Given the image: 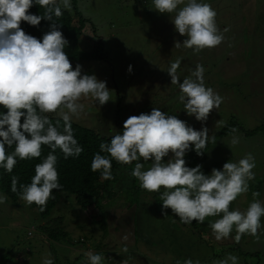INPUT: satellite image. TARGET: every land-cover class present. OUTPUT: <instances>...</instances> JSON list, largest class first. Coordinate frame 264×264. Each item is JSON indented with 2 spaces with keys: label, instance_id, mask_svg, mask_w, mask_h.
Listing matches in <instances>:
<instances>
[{
  "label": "rangeland",
  "instance_id": "374dc122",
  "mask_svg": "<svg viewBox=\"0 0 264 264\" xmlns=\"http://www.w3.org/2000/svg\"><path fill=\"white\" fill-rule=\"evenodd\" d=\"M198 2L210 4L217 12L216 24L224 35V41L197 54L193 49L174 47L177 40L182 43L187 37L175 30L171 14L159 13L151 8L152 0H71V10H65L72 16L78 10L82 12L87 20L84 36H92L86 49L93 50L95 45L102 44L113 56L112 64L104 68L96 66L94 69L93 66L79 64L82 74H95L98 79L102 77L107 82L110 100L102 110L96 101L82 98L80 102L85 105L84 112L78 119L73 117L72 120L95 126L100 133L116 135L122 133L124 121L129 116L150 113L157 107L176 115L196 130L207 127L209 139L204 155L195 153L190 161L186 155L187 166L201 165V170L210 175L213 168L222 170L224 163L238 162L247 153H252L256 165L253 169L255 179L249 181V191L235 200L243 204L238 206L234 201L230 206V210L239 208L245 211L253 201L251 194L254 191H259L257 199L264 202V0H255L254 4L252 0ZM77 20L75 17L74 21ZM226 27L229 30L224 32ZM177 59L181 61L177 70L181 82L191 76L197 64H202L205 85L223 97L220 108L214 109L205 122L196 120L194 115L189 116L178 100L179 86L171 84L167 73L170 64ZM129 65L132 66L131 72L128 71ZM103 69L106 70L104 74ZM228 125H234L238 130L235 133L223 132ZM233 136L239 137L240 142L231 149L225 142ZM193 151L194 145L187 153L191 156ZM170 158L171 154L164 158L165 162ZM138 162L144 163V170L152 163L142 159ZM125 190L129 192L112 197L114 205L138 197L134 183ZM0 195L7 197L6 202L0 204V264L3 263L2 257H7V264H43L45 258L53 259L54 264L56 258L63 264H84V253L88 249L101 254L103 264H173L169 263L172 258L161 245L160 237L150 240L141 227L136 230L132 219L133 212L139 216L148 214L147 220L153 224L150 229L156 227L158 234L165 232L167 219L173 223L180 219L170 210L164 216L162 205L151 208L148 203H143L137 210L129 207L121 210L119 205L112 203L102 205L105 209L102 217H108V233L103 236L104 232H99L92 236L89 214L93 212L92 219L95 213L97 218L101 216L95 203L83 209L76 203L73 194L62 192L52 210L51 219H43L37 207L27 205L21 199L14 201L1 189ZM77 210L82 214H77L79 220L75 215ZM71 220L75 232L69 231ZM261 220L264 223V217ZM60 222L69 232L65 241H54L46 235ZM182 224L187 231L192 229L197 236L204 237L208 244L214 243L210 232L206 231L208 221L204 224L194 221ZM238 244L242 247L241 241ZM164 252L168 255L164 256ZM227 252L225 250L224 254ZM247 252L242 262L239 258L238 264H264V236L259 242L251 236ZM173 254H176V247ZM219 256L213 252L200 264H215L222 260Z\"/></svg>",
  "mask_w": 264,
  "mask_h": 264
},
{
  "label": "clouds",
  "instance_id": "9594fccd",
  "mask_svg": "<svg viewBox=\"0 0 264 264\" xmlns=\"http://www.w3.org/2000/svg\"><path fill=\"white\" fill-rule=\"evenodd\" d=\"M34 2L45 9L43 15L29 12ZM152 3V9L171 14L175 30L187 37L182 43L177 40L175 48L183 46L198 54L224 41L216 24L217 12L210 4L198 0H187V3L185 0H152ZM61 4L64 9L71 10V0H59V3L57 0H0V105L7 109L0 114V168L11 173L17 157L20 160L39 158L42 145L50 147L52 151L43 162L35 165L30 184H21L18 190V177L13 176L11 180V191H19V199L27 205L35 203L41 211L45 210L48 200L54 198L53 190L63 188L56 167L58 158L53 153L60 149L67 159L79 157L83 151L72 127V118L78 119L85 109L81 99L91 98L100 106L110 100L106 81L95 74H82L79 64L73 68L65 51L69 41L53 18L63 15ZM43 19L53 23L42 40L21 27L22 22L39 26ZM228 30L226 27L223 31ZM180 63L177 59L167 69L171 84L179 86L178 100L187 114L205 122L214 109L220 108L223 97L205 85L202 64H197L191 76L181 82L177 75ZM128 71H132L131 65ZM50 113L58 114L55 124L47 115ZM61 120L63 131H60ZM237 130L231 129L233 133ZM208 132L207 127L196 130L176 115L154 107L150 113L129 116L124 121L122 133L112 136L110 143L101 142V151L109 156L97 152L91 162V171H99L102 180H111L114 179L112 160L120 164L137 161L130 175L148 192L164 189L159 198L164 216L170 208L186 224L193 221L204 224L208 217H219L207 224L217 241L233 239V244L238 245L247 234L259 242L264 236L261 220L264 202L257 199L259 191L252 193L253 201L245 211L230 210L231 204L249 191V181L255 179L252 153L238 162L224 163L222 170L213 168L210 175L201 170V165L189 167L186 164V153L193 145L197 155H204ZM239 142V137L233 136L225 143L233 149ZM13 146L14 151L9 154L7 149ZM170 154L171 158L165 162L164 158ZM141 159L152 162L147 170H144V163L138 162ZM6 200V196L0 195V204ZM69 231L75 232L73 223ZM54 235L48 231L46 236L53 238ZM93 252L88 249L84 253V264H103V256ZM43 264H54V261L45 258ZM183 264H200V261L188 258ZM215 264H238V257L229 254Z\"/></svg>",
  "mask_w": 264,
  "mask_h": 264
},
{
  "label": "trees",
  "instance_id": "16d2710c",
  "mask_svg": "<svg viewBox=\"0 0 264 264\" xmlns=\"http://www.w3.org/2000/svg\"><path fill=\"white\" fill-rule=\"evenodd\" d=\"M57 2L59 3L58 0ZM61 9L63 15L59 18H56L55 16L53 18L55 22L60 25V30L62 31L64 37L69 41V44L65 46V51L68 54L70 61L73 62L72 65L75 64L73 68H75L76 65L80 63L93 66L94 69L96 66H102L104 68L112 64L111 61L113 56L110 54V52L106 51L105 47H103L102 44H100L99 46L95 45L93 50L86 49V46L90 44V39L92 36L87 35V38L84 36L86 34L84 28L86 26L87 20L84 19L82 12L78 10V12L76 11V13L72 16L67 10L63 9L62 6ZM44 11L45 9L41 8V6H39L38 4H35V2L33 6L29 9V12L31 14L36 15H43ZM75 17L78 18L77 22L74 21ZM52 23L53 21L43 19L39 26H32L27 22H22L21 27L26 33L31 34L42 40L43 35L50 30V26ZM107 54H109L111 57H109ZM105 71L106 70L103 69L102 74H104ZM100 79L102 80V77H100ZM103 109L105 110V105L102 106V110ZM6 111L7 109L0 105V114ZM47 115L49 116V119H51L53 124H55L56 120L59 118L57 113H50ZM72 127L74 130V136L78 140L79 145L83 148V151L79 157H69L67 159L64 158V155L60 149H57L55 153H53L58 158L56 167L59 172V181L63 188L61 191L53 190L54 198L48 200L47 206L44 211H41L40 207L37 206L35 203L32 204V206H35L39 209L40 216L43 219H46L48 217L51 219L52 210H54V208L58 204L59 199L61 197V193L67 192L75 196L76 203L80 205L83 209L89 208L88 206L90 203H95L96 207L100 211L101 216L97 218L98 214L95 213V218L92 219L93 212L89 214L88 224L91 223L90 233L92 236H94L99 232H104V236L106 233H108L107 231L109 228V222L108 217H102L103 212L105 211L102 205L112 203V197L115 194L129 192L125 189L132 183H134V189H137L138 197L128 198L127 200L120 201L115 205L112 203L114 206L119 205L118 208L121 210L126 209L128 207L137 210L143 203H152L154 208H157L158 205H162V201L159 200V198L160 194L164 191L163 188H161L160 192H148L140 188L138 180L130 175L131 171L135 167V164L137 163L136 161L132 162L131 164H120L115 160H112V171L114 173V179L111 180H102L99 171H91V162L97 152H99L101 155L109 156L108 153L101 151L100 144L101 142L110 143L112 136H114L112 135V133L109 135L100 133L99 131H97L95 126H88L74 120H72ZM233 127L234 125H228L223 130V132H230ZM60 131H63L62 120ZM7 151L9 154L12 153L14 151V146L12 148H8ZM50 151L52 150L49 146L42 145V154L39 158L20 160L17 157V164L15 165L11 173H8L5 169L0 168V189L14 201H18L20 198L19 191L16 193L11 191L12 177H18V190L19 185L30 184L32 177L35 175V165L43 162V160L47 157ZM195 153L196 151H193L191 156L189 155L190 153H186L187 157H190L189 161L194 159L193 155ZM186 159L188 158H185V160ZM113 182L115 188H113ZM254 188L255 186H253V189ZM235 203H237L238 206L243 204L241 202L236 201ZM168 210L172 212L170 208ZM77 214H80V216H82V214L78 210L76 211L75 215ZM78 215L76 216L77 220H79ZM218 218L219 217H212L206 219V221H214ZM132 219L135 222L136 230L140 229L141 227V229L144 231L143 221L145 222V218L141 215L139 216L138 213L133 212ZM71 221L73 223V220ZM194 222L196 223V221ZM182 225L184 224H182L180 221L173 223L170 219H167L166 231L163 233L165 235H169L172 232H175L176 228L180 229V226L182 229ZM52 229L53 230H50L49 232H52L55 235L51 239H54V241H65L66 233H68V231H66L65 226L62 222L52 227ZM208 229L206 227V231H209L210 235L213 237L212 240L214 241V243L212 245H215L216 242L214 236L212 235L210 228ZM188 231L192 236H197L192 229ZM197 237L199 239L204 238H200L199 236ZM248 237L251 236L246 234L244 236L243 242H246ZM101 251L102 250H99V252ZM2 259V264H7V257H2ZM55 264H63V261L56 258Z\"/></svg>",
  "mask_w": 264,
  "mask_h": 264
},
{
  "label": "crops",
  "instance_id": "0c3cea01",
  "mask_svg": "<svg viewBox=\"0 0 264 264\" xmlns=\"http://www.w3.org/2000/svg\"><path fill=\"white\" fill-rule=\"evenodd\" d=\"M251 0H246V2H250ZM255 0H252L254 4ZM151 208H154L152 203H149ZM143 217L146 218L144 224L143 231L146 236L150 239H160L162 240L161 245L164 247L168 253H170V257L172 261L169 263L177 264V261H180V264H183L184 260L191 258L193 261L199 260L200 263L210 258L212 253L215 255H220L218 258L224 259L229 254L236 255L238 260L240 258V262L243 261L244 256H246L247 246L251 241V237H248L246 242L242 241V247L238 244H233V239H228L224 241H217L215 239V245L208 244L204 239H199L197 236H192L189 231H187L184 227L181 230L175 229V232H172L169 235H165L163 232L157 233V228L154 227L152 230L150 229L153 224L147 220L148 214H143ZM157 247V246H156ZM176 247V254H173V249ZM162 248V247H161ZM228 250L227 254H224V251ZM161 252V251H160ZM164 256L168 255V253L164 252ZM239 262V261H238Z\"/></svg>",
  "mask_w": 264,
  "mask_h": 264
}]
</instances>
